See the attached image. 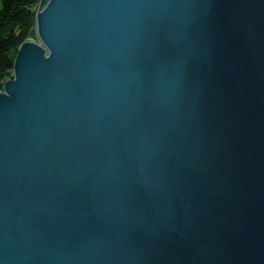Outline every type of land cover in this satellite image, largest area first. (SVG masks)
Segmentation results:
<instances>
[{
	"label": "water",
	"instance_id": "95a60500",
	"mask_svg": "<svg viewBox=\"0 0 264 264\" xmlns=\"http://www.w3.org/2000/svg\"><path fill=\"white\" fill-rule=\"evenodd\" d=\"M0 92V264H264V0H40Z\"/></svg>",
	"mask_w": 264,
	"mask_h": 264
},
{
	"label": "trees",
	"instance_id": "16d2710c",
	"mask_svg": "<svg viewBox=\"0 0 264 264\" xmlns=\"http://www.w3.org/2000/svg\"><path fill=\"white\" fill-rule=\"evenodd\" d=\"M40 0H0V92L7 80L19 47L39 42L36 12Z\"/></svg>",
	"mask_w": 264,
	"mask_h": 264
}]
</instances>
